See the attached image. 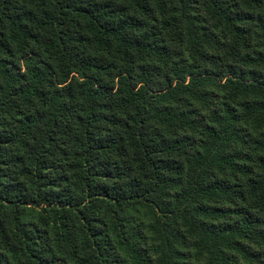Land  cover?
I'll use <instances>...</instances> for the list:
<instances>
[{"label": "trees", "instance_id": "obj_1", "mask_svg": "<svg viewBox=\"0 0 264 264\" xmlns=\"http://www.w3.org/2000/svg\"><path fill=\"white\" fill-rule=\"evenodd\" d=\"M0 264H264V0H0Z\"/></svg>", "mask_w": 264, "mask_h": 264}]
</instances>
